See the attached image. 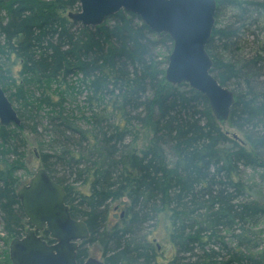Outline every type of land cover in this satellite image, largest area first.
Returning a JSON list of instances; mask_svg holds the SVG:
<instances>
[{"label":"trees","instance_id":"obj_1","mask_svg":"<svg viewBox=\"0 0 264 264\" xmlns=\"http://www.w3.org/2000/svg\"><path fill=\"white\" fill-rule=\"evenodd\" d=\"M78 10L79 0H0V84L21 119L0 124L6 240L28 227L16 176L28 134L90 231L78 263L98 246L105 264H162L149 234L167 221L165 264H264L254 184L256 173L264 183V0H217L207 44L212 74L235 95L228 122L245 142L223 130L203 93L166 80L168 34L124 10L86 26L69 18ZM114 202L125 210L115 224ZM0 264H13L7 246Z\"/></svg>","mask_w":264,"mask_h":264},{"label":"water","instance_id":"obj_2","mask_svg":"<svg viewBox=\"0 0 264 264\" xmlns=\"http://www.w3.org/2000/svg\"><path fill=\"white\" fill-rule=\"evenodd\" d=\"M80 10L68 16L75 23L97 27L121 10L139 16L155 33L168 34L173 50L168 58L166 80L187 83L203 93L221 124L229 121L234 93L212 74L213 60L207 52L216 25L217 0H79ZM0 124L20 125L21 119L0 84ZM237 138V136H234ZM17 196L27 218L22 237L12 239L13 264H80V244L91 234L84 220L72 217L66 191L41 167ZM46 231L49 243L39 233ZM81 264H105L89 257Z\"/></svg>","mask_w":264,"mask_h":264},{"label":"rangeland","instance_id":"obj_3","mask_svg":"<svg viewBox=\"0 0 264 264\" xmlns=\"http://www.w3.org/2000/svg\"><path fill=\"white\" fill-rule=\"evenodd\" d=\"M222 128L231 137L237 136V139H239L240 142H245L244 135L237 129L233 128L229 124V122L223 124ZM26 136H27L28 144L26 147V153L24 158L25 169L20 170L19 173L16 174L22 187L25 186L34 176L37 170L42 167L34 139L30 137V135L28 134ZM150 143H151L150 132L148 130L143 131L142 135L140 136V138L137 140L136 143L137 150H139L141 153L145 152L149 148ZM252 176L253 174L250 175V177ZM253 178H255V176ZM254 184L256 186V194L261 195V197L264 199V183L260 182L258 178V173H256V180L254 179ZM121 204H122L121 202H114L110 207V218L113 224L118 223L119 216L122 217L125 213L124 206H122ZM256 230H258L259 232L261 231L263 233L262 236L264 237V218L261 220V223ZM149 237L158 246L159 262L165 264L174 255V248L170 242L169 222L166 221L158 224L150 232ZM11 241L12 240L9 241L6 240V234L3 232V227L2 224L0 223V254H3V251L5 250L6 246L7 248L10 247ZM9 255H10V249H9ZM89 257L103 260L101 250L98 246L91 247ZM1 259H3V257H1Z\"/></svg>","mask_w":264,"mask_h":264},{"label":"flooded vegetation","instance_id":"obj_4","mask_svg":"<svg viewBox=\"0 0 264 264\" xmlns=\"http://www.w3.org/2000/svg\"><path fill=\"white\" fill-rule=\"evenodd\" d=\"M43 232H45V231H42L41 233H43Z\"/></svg>","mask_w":264,"mask_h":264}]
</instances>
